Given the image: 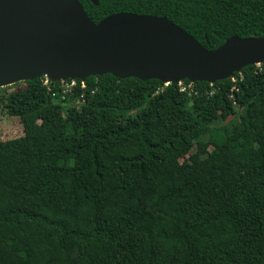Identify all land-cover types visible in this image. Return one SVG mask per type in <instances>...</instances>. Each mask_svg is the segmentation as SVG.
Segmentation results:
<instances>
[{"label":"trees","instance_id":"trees-1","mask_svg":"<svg viewBox=\"0 0 264 264\" xmlns=\"http://www.w3.org/2000/svg\"><path fill=\"white\" fill-rule=\"evenodd\" d=\"M79 1L95 22L105 17ZM148 4L142 12L209 49L264 35V0ZM255 69L184 92L90 76L76 87L79 104L53 97L41 78L0 88L24 129L0 142V264H264V70Z\"/></svg>","mask_w":264,"mask_h":264},{"label":"water","instance_id":"water-1","mask_svg":"<svg viewBox=\"0 0 264 264\" xmlns=\"http://www.w3.org/2000/svg\"><path fill=\"white\" fill-rule=\"evenodd\" d=\"M261 63L264 35L209 49L166 16L116 12L95 22L79 0H0V88L104 74L214 83Z\"/></svg>","mask_w":264,"mask_h":264},{"label":"built area","instance_id":"built-area-1","mask_svg":"<svg viewBox=\"0 0 264 264\" xmlns=\"http://www.w3.org/2000/svg\"><path fill=\"white\" fill-rule=\"evenodd\" d=\"M256 69L255 72L258 73L259 71H263L264 63L255 65ZM43 84L47 87L48 91L52 94L53 97L59 96L64 102L71 103V104H79L85 102L86 100V93L81 92L77 94L76 87L79 85L82 89L87 87V82L79 80V79H69L66 81H53L47 77L41 78ZM170 83H164V86L159 88L158 92L164 90L166 86ZM180 87V91H187L188 88L193 86L192 83L186 85L185 83L181 82L178 84ZM92 94L95 93V90L91 91Z\"/></svg>","mask_w":264,"mask_h":264},{"label":"flooded vegetation","instance_id":"flooded-vegetation-1","mask_svg":"<svg viewBox=\"0 0 264 264\" xmlns=\"http://www.w3.org/2000/svg\"><path fill=\"white\" fill-rule=\"evenodd\" d=\"M100 1H103V0H84L89 12L92 13L93 16L97 18L104 17V16L106 17L116 12H131V13H137V14H147L142 11L148 9L149 7L148 3L150 0H104V1H107L106 6L104 7V9L98 11L94 8L93 4L95 6H99ZM148 15H152V14H148ZM153 16H156V15H153ZM162 16H165V15H162Z\"/></svg>","mask_w":264,"mask_h":264},{"label":"rangeland","instance_id":"rangeland-1","mask_svg":"<svg viewBox=\"0 0 264 264\" xmlns=\"http://www.w3.org/2000/svg\"><path fill=\"white\" fill-rule=\"evenodd\" d=\"M19 87H23V88L26 87V83L19 82L6 87V89L8 92H11ZM237 119H238L237 117L233 118V120H237ZM221 123H225V122H221ZM23 135H24V129L19 118L8 114L5 103L1 102L0 100V142H6L12 139H17L19 137H22ZM181 161H184V159H181Z\"/></svg>","mask_w":264,"mask_h":264}]
</instances>
